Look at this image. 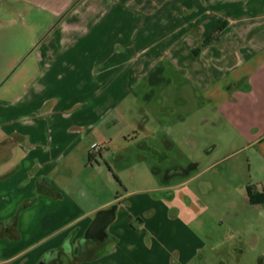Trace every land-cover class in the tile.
I'll return each mask as SVG.
<instances>
[{"label":"crops","instance_id":"crops-1","mask_svg":"<svg viewBox=\"0 0 264 264\" xmlns=\"http://www.w3.org/2000/svg\"><path fill=\"white\" fill-rule=\"evenodd\" d=\"M74 1L0 0V40L8 23L29 27L31 6L50 23L60 16L32 36L30 61L0 64L2 77L11 71L0 85V264H185L204 246L186 184L208 167L177 183L176 166L126 173L125 143L152 132L130 104L172 82L216 86L217 107L241 108L262 159L264 0ZM113 206L103 238L85 239Z\"/></svg>","mask_w":264,"mask_h":264},{"label":"rangeland","instance_id":"rangeland-1","mask_svg":"<svg viewBox=\"0 0 264 264\" xmlns=\"http://www.w3.org/2000/svg\"><path fill=\"white\" fill-rule=\"evenodd\" d=\"M35 15L41 22L31 21ZM49 16L48 12L31 6L27 10L26 24L29 27L23 28L17 22L2 27L7 35L0 40V51L7 55L3 57V51L0 53V64L8 65L15 60L16 64L21 62L40 40L36 39L30 45L32 36L41 32L46 34L60 18L50 23ZM31 59L32 54L25 61ZM10 72L4 77L1 73L0 85ZM17 74L18 70L9 77V81ZM216 89L215 86L200 92L193 83L180 86L172 82L156 90L150 102L144 101L140 91L139 100L130 105L140 119L142 113L151 118L152 132L147 137L140 136L138 141L125 143L130 159L127 167L136 163L134 174L148 169L152 176L157 168L164 176L170 175L175 166L180 167L182 176L177 175L172 180L177 183L211 166L193 183L189 181L186 184V188L199 199L196 210L200 212L198 222L189 226L199 234L204 246L185 264H264V204L254 206L248 201V192H264V157H258V145L248 137V126L238 119L241 108H230L226 114L217 107L211 96ZM222 89H218L219 93ZM165 139L172 146L167 147ZM141 142L147 144V149H143ZM161 147L163 150L160 152ZM160 153L161 166L155 161ZM130 169L132 166L126 173L129 174ZM186 202L188 205L189 199Z\"/></svg>","mask_w":264,"mask_h":264},{"label":"water","instance_id":"water-1","mask_svg":"<svg viewBox=\"0 0 264 264\" xmlns=\"http://www.w3.org/2000/svg\"><path fill=\"white\" fill-rule=\"evenodd\" d=\"M115 218V207L100 210L91 222L85 237L91 239H100L104 236L107 225ZM99 235V237H96Z\"/></svg>","mask_w":264,"mask_h":264},{"label":"trees","instance_id":"trees-1","mask_svg":"<svg viewBox=\"0 0 264 264\" xmlns=\"http://www.w3.org/2000/svg\"><path fill=\"white\" fill-rule=\"evenodd\" d=\"M81 0H78V1H76V3L73 5V7L77 4V3H79ZM73 7H71V8H73ZM70 10V9H69ZM248 197H249V200L251 201V203H257V204H259V203H262V202H264V192L263 193H259V194H252L251 192H248ZM85 239H91V238H87V237H84ZM103 238V237H102ZM101 238V239H102ZM44 263H46V261H41V264H44Z\"/></svg>","mask_w":264,"mask_h":264},{"label":"built area","instance_id":"built-area-1","mask_svg":"<svg viewBox=\"0 0 264 264\" xmlns=\"http://www.w3.org/2000/svg\"><path fill=\"white\" fill-rule=\"evenodd\" d=\"M101 146L100 145H92V149H94L95 152H98L100 150Z\"/></svg>","mask_w":264,"mask_h":264},{"label":"flooded vegetation","instance_id":"flooded-vegetation-1","mask_svg":"<svg viewBox=\"0 0 264 264\" xmlns=\"http://www.w3.org/2000/svg\"><path fill=\"white\" fill-rule=\"evenodd\" d=\"M96 237H99V235H97Z\"/></svg>","mask_w":264,"mask_h":264}]
</instances>
